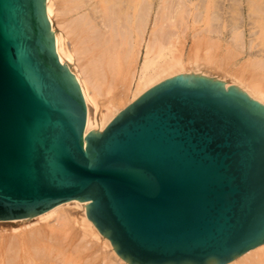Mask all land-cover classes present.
Returning <instances> with one entry per match:
<instances>
[{
  "label": "water",
  "instance_id": "obj_1",
  "mask_svg": "<svg viewBox=\"0 0 264 264\" xmlns=\"http://www.w3.org/2000/svg\"><path fill=\"white\" fill-rule=\"evenodd\" d=\"M46 0H0V219L73 199L129 264H225L264 243V104L182 73L84 138Z\"/></svg>",
  "mask_w": 264,
  "mask_h": 264
},
{
  "label": "bare ground",
  "instance_id": "obj_2",
  "mask_svg": "<svg viewBox=\"0 0 264 264\" xmlns=\"http://www.w3.org/2000/svg\"><path fill=\"white\" fill-rule=\"evenodd\" d=\"M228 1L161 0L156 10L157 0H46L59 60L86 103L84 138L182 73L215 77L226 91L236 85L264 104V0ZM202 20L185 60L186 34ZM226 26L230 34L222 41ZM100 97L107 100L103 109ZM86 207L87 200L73 199L29 218L0 219V264H129ZM225 264H264V243Z\"/></svg>",
  "mask_w": 264,
  "mask_h": 264
},
{
  "label": "rangeland",
  "instance_id": "obj_3",
  "mask_svg": "<svg viewBox=\"0 0 264 264\" xmlns=\"http://www.w3.org/2000/svg\"><path fill=\"white\" fill-rule=\"evenodd\" d=\"M160 1L161 0H157V7H156V10L158 9V6H159V4H160ZM229 3V1L227 0V4ZM226 4V5H227ZM220 11V10H219ZM245 21H247V20H245ZM229 23V22H228ZM228 23H226L227 25H228ZM204 25H205V22H204V20H202L200 23H199V25H198V27L197 28H190V30H188V32H187V34H186V39H185V49H184V59L185 60H187V57H188V52H189V48L191 47V44H192V36H193V33H194V31L196 30V29H198V28H200V27H204ZM246 28H247V30H246ZM244 29L246 30V36H245V40L247 41V42H249L250 40H249V38H250V31H249V26H247V27H244ZM229 28L226 26V29H224L223 28V32L222 33H220L221 34V40L222 41H225L226 39H228V36H229ZM215 34L216 35H218L217 33H213V35L215 36ZM255 50H258L257 48L255 49ZM144 52H145V49H144ZM144 56H145V54H143V58H144ZM244 57H246V54L244 55L243 54V56H241L240 57V59L241 58H244ZM199 61L200 62H203V63H206V60H203V59H199ZM208 64L213 68V69H218V67L215 65V64H210L209 62H208ZM107 100H106V98L105 97H100V109H103V108H105L106 107V105H107ZM101 113V112H100Z\"/></svg>",
  "mask_w": 264,
  "mask_h": 264
}]
</instances>
